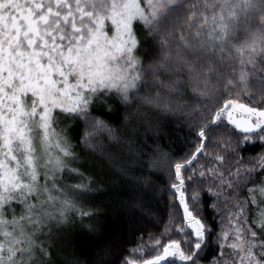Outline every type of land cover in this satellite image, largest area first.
Returning <instances> with one entry per match:
<instances>
[{"label":"snow or ice","instance_id":"1","mask_svg":"<svg viewBox=\"0 0 264 264\" xmlns=\"http://www.w3.org/2000/svg\"><path fill=\"white\" fill-rule=\"evenodd\" d=\"M113 99L125 124L179 114L196 141L144 153L132 210L166 170L167 222L120 264H264V150L244 155L264 149V0H0V264H80L61 259L92 215L75 149L119 142Z\"/></svg>","mask_w":264,"mask_h":264},{"label":"trees","instance_id":"2","mask_svg":"<svg viewBox=\"0 0 264 264\" xmlns=\"http://www.w3.org/2000/svg\"><path fill=\"white\" fill-rule=\"evenodd\" d=\"M140 29L141 26L137 25V30ZM110 103L114 110L104 119L111 127L119 129V142L110 141L106 135L100 137L97 143L103 145L107 154L104 157L98 154L99 149L97 154L85 150L83 145L75 149L79 162L73 166L79 167L85 178L95 181L92 194L86 197L88 203L85 208L92 215L82 221L77 219L74 227L66 230L62 244L67 251L61 254V259L75 258L80 264H120L121 253L127 256V250L136 246L141 235L145 242H148L149 233L160 236L168 215L165 207L169 198L166 191L169 183L167 171L156 170L152 174L153 184L149 190L154 189V193L143 198L145 207L149 209L147 213L132 210L133 197L141 196V193L139 189L133 190L131 181L142 173L148 174L144 153L160 148L174 159H180L192 150L196 142L179 114L162 117L159 126L149 130L135 122L125 124L122 120L123 107L115 99ZM229 131L237 132L233 139L242 138V134L231 126ZM73 143H77L76 139ZM209 150L214 151V145H209ZM262 150L259 144L255 148L249 145L244 155H254ZM108 155L128 168L126 175L119 172V168L107 158ZM79 182L80 178L65 175V183ZM214 254L215 250L209 255Z\"/></svg>","mask_w":264,"mask_h":264},{"label":"rangeland","instance_id":"3","mask_svg":"<svg viewBox=\"0 0 264 264\" xmlns=\"http://www.w3.org/2000/svg\"><path fill=\"white\" fill-rule=\"evenodd\" d=\"M243 115L241 114L240 116H237V119H242Z\"/></svg>","mask_w":264,"mask_h":264}]
</instances>
